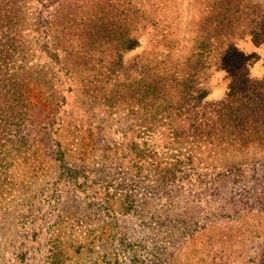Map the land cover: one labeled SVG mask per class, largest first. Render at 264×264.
Wrapping results in <instances>:
<instances>
[{"label": "rangeland", "instance_id": "1", "mask_svg": "<svg viewBox=\"0 0 264 264\" xmlns=\"http://www.w3.org/2000/svg\"><path fill=\"white\" fill-rule=\"evenodd\" d=\"M45 1L27 3L28 27ZM232 2L240 4V12L236 8L226 18L225 0H66L69 23L61 7L49 36L60 62L41 49L35 30H26L37 63L52 68L65 102L58 110L39 90L33 94L35 122L28 129L42 161L37 183L22 186L0 207V264H263L264 153L261 157L252 149L244 177L236 180L235 175L218 176L223 159H230L227 153L200 145L192 163H184L177 178L168 180L156 172V161L171 166L177 158L189 161L193 152L176 142L167 125L147 130L148 93L141 102L144 92L139 98L132 92L122 98L119 92L115 100H120L108 101L114 86L141 79L133 64L150 59L158 70H181L208 46L209 36L208 48L233 43L256 53L251 73L263 77L264 45L254 41L242 10L264 0ZM223 19L224 27L219 26ZM88 22L102 32L109 27L110 34L89 39L96 30ZM113 31H125L139 44L126 49ZM209 62L202 84L209 100L220 101L230 76L217 66L216 53ZM54 119L59 122L50 126ZM58 143L67 159L82 168L81 180L61 170ZM135 144L156 150L157 160L150 153L151 159L133 163ZM24 179L29 177L20 171L18 180ZM101 204L117 211H104ZM129 205L131 212L118 211L117 206Z\"/></svg>", "mask_w": 264, "mask_h": 264}, {"label": "trees", "instance_id": "2", "mask_svg": "<svg viewBox=\"0 0 264 264\" xmlns=\"http://www.w3.org/2000/svg\"><path fill=\"white\" fill-rule=\"evenodd\" d=\"M28 2L29 0H0V207L9 201L10 195L20 191L22 186L30 187L37 183L36 176L40 168L38 163L42 160L38 159L34 135L28 129L35 122V106L32 102L35 90H39L52 108L60 110L65 102V96L61 97L56 89V75H53L52 68L37 63L35 49L26 35V30H35L39 44L43 42L41 49L60 62L59 52L50 49L49 36L55 29L58 21L56 17L61 9L63 8V12L68 9L65 7L66 0H46L30 27ZM225 3L227 8L222 17L227 18L236 8L240 12V4H234L232 0H225ZM242 13L247 15L245 17L248 19L254 41L258 45H264V3H249ZM64 15V23H69L67 13L64 12ZM240 18L241 16L237 21H240ZM234 22L235 20L229 21L228 26ZM224 23L223 19L219 26L224 27ZM87 25L90 28L95 27L94 23L88 22ZM93 29L96 33L92 32L89 39L99 41L101 37H107V34H103L105 31L110 34L109 27H105L103 32L96 27ZM63 31L66 32V28H63ZM116 37L126 49H132L139 44L137 37L125 31L116 33ZM211 37L207 38L208 46ZM64 41L69 47L70 39L65 37ZM208 46L197 50L178 71L168 68L158 70L159 67L150 59L149 64L137 62L132 65V69L140 70L142 76L138 78L141 79H133L132 84H126L124 81L110 89L108 101L112 103L120 100H115L119 92H124L123 96H120L122 98L128 97L125 94L131 92L136 97L144 92L140 102L148 93L147 130L154 132L158 126L167 125L176 142L193 152L187 156L189 161L177 158L171 163L173 165L164 167L163 161L157 163V159H154L156 150L148 152L146 148L135 144L133 163H141L148 156L151 159L152 153V161H156V172L168 180L177 178L184 163H192V154L201 147L200 145L211 148L219 155L222 151L227 153L226 156L230 159H223V163L218 167V176L235 175L236 180L244 177L249 162L248 155L252 149L259 154L264 153V76L255 77L251 73V66L258 59L257 54L246 53L233 43L222 49ZM213 52L216 53L217 66L230 76L228 93L220 101L207 98L208 93L201 78L204 71L212 66L209 61ZM122 54V50L118 52L120 58ZM112 72L113 78V69ZM147 73L149 78L146 79ZM99 85L98 88L103 87ZM58 122V119H54L50 126ZM60 145L61 143H58L61 170L68 173L71 179L81 180L82 176L85 177L82 168L76 164L78 162L67 159V154L62 151ZM20 171H24V175L29 177L27 181L24 179V183L18 180ZM114 184L123 185L122 182ZM125 195L128 197L129 194ZM109 205L111 204H101L100 207L107 212L117 211ZM117 207L123 214L131 212L134 206Z\"/></svg>", "mask_w": 264, "mask_h": 264}]
</instances>
